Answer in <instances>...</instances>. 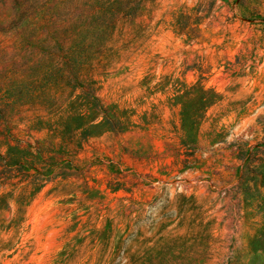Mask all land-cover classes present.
<instances>
[{
	"label": "rangeland",
	"instance_id": "rangeland-1",
	"mask_svg": "<svg viewBox=\"0 0 264 264\" xmlns=\"http://www.w3.org/2000/svg\"><path fill=\"white\" fill-rule=\"evenodd\" d=\"M0 264H264V0H0Z\"/></svg>",
	"mask_w": 264,
	"mask_h": 264
}]
</instances>
